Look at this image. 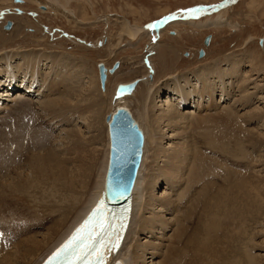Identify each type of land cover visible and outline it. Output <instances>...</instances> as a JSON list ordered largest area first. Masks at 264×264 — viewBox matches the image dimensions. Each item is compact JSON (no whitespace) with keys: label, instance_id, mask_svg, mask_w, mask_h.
I'll return each instance as SVG.
<instances>
[{"label":"rangeland","instance_id":"rangeland-1","mask_svg":"<svg viewBox=\"0 0 264 264\" xmlns=\"http://www.w3.org/2000/svg\"><path fill=\"white\" fill-rule=\"evenodd\" d=\"M53 1L54 0H24L23 3L19 4L15 3L13 0H0V53H28V51L31 50L38 51L41 49L39 51H41V53L47 57L62 55L67 58H72L73 64L71 66L63 67L62 63H60L51 74H48L51 75V79L55 81L54 83L60 82L59 84H61L60 86L55 85V92L51 94L50 98L55 99L63 92L65 93L70 91V89L73 87L72 89L74 91L78 88L77 90L79 92H75L81 97L84 95L82 98L85 97L87 91V94H89V92L96 91V97L102 99L103 101V107L101 108L104 111V115L99 120L101 125L98 124V122L97 124L99 126L95 123L98 126L97 128L94 126L90 128V116L87 114V112H84V109H82V112L81 108H79V110H72V112L67 110V113L64 111L63 114L53 117L56 120L52 123V126L55 125V122L58 123L56 124L57 126L54 128L52 134V148H50L51 144H47V149L51 151H57L58 148L60 150L63 148V146H67L72 143L71 141L67 142L66 140V138L69 140V136L72 138V135L68 134L71 133V131L67 133L69 136L65 135V133L69 130H73V132L75 131V134L79 136L78 138H80L81 141H86L89 139L88 137L92 135L94 136V134L95 136L99 134V128H101L102 125L106 123V114L114 110L113 107L116 103H112V105L109 107V102L111 100L112 93L115 91L116 84L118 82H130L138 77L139 80L144 78L149 71V68L143 62L146 57H150L148 60L150 64H152L151 66L154 68L153 76L149 77L152 79L153 83L161 81L163 82L166 78L172 79L174 76H190L192 73L198 70L197 68L201 69L205 67L206 64L209 67L215 63H219V65L222 67L226 65V58H238L245 61L241 62V70L238 72L236 80L233 83H230L232 85L228 87V90H230V95L226 101H224L225 104L220 103L218 106H214V102L212 110L208 108L207 111H203V108L199 107L195 109L194 107H190V104L178 106L176 100L174 101L172 99V103H174L172 106L175 105L173 107H176L175 110L179 112V115L187 116V119L191 117H196L200 120H203L204 118H216L220 115L224 107L233 108L230 106L232 103H235L237 107L239 106V109H237V107L235 108L238 111H233L235 112V115L237 114L236 117L238 116V123L242 124L244 129L248 128L249 131H251V128H258L256 131L252 129V133L259 134L260 132V134H262L261 140H257V146H253L251 143L249 145V139H244V143H246V145L244 144L242 148L244 151L247 150L246 154L244 153L242 155L245 156V159L243 158L244 160L240 158L241 151L239 153L240 156H233V154L226 153V155L224 152L219 151V148H215L214 145L213 148L211 146V144L214 143H212V139L207 141L205 140V135L207 136L206 133L208 131L206 130L207 127L202 125L203 129H205L203 130L202 126H195L191 119H184V121H182V118L179 119V116L176 117L175 121H172L170 124L167 123V121L162 122L161 120L158 124H155L154 127L150 120L146 121L144 119L150 124V126L152 125L151 127L154 130L145 121L144 123L138 120L139 122L144 123H140V125L145 126L148 124V126L146 125L145 127H150L151 129H149L153 132H151V136L149 135L151 139V141L149 140L150 144L148 143L149 147L143 151L142 161L145 152L146 167L143 169L141 178L139 179V195H137L139 201L138 205L135 206V209L133 207L134 220L131 223L132 226H130L131 231H128L129 235L127 234L128 236L125 239L126 243L124 242L123 245L125 246L123 247L125 252H122L128 257L133 251L136 256L135 264H162L164 259H166L167 255H170V253L171 255L179 254V256L183 257L185 255L186 258L193 259L195 254L192 252L191 247L185 246L186 243L184 242L178 243L175 240L176 236L178 235L177 230L180 228L179 224L175 223V218L176 216H181L187 212V207L189 206L188 201L191 199V196H196L206 186L202 180L198 182L187 181L188 177L186 176H188L189 172L187 170L191 169V159L196 156L195 153L200 152L205 156H211L216 164L220 166H226L232 171V175H230V173H227L226 169H222L220 173H217L219 174L220 178L215 177L212 172H209L207 176H204L203 180L210 183L208 186L210 189H222V187H224V183L226 182V178L229 175L232 178H247L253 176L251 174H254L255 177H260L261 175L264 176V162H260V160H262L260 159L261 156L264 155V123L262 124V122H259L255 117L244 120L248 113L249 115L252 113L253 109L258 108L264 112V102L262 103L261 99L262 97L264 98V0H232L228 4L227 8H222L224 11H219L223 12V17L225 20L228 19L227 21L231 24L229 26H227L228 24H223L216 27H211L210 24L207 23L209 20H213L215 15L219 13H217V8H215L214 11L216 12L208 15L204 14L200 16L199 19L191 20V22H195V24H204L205 27L203 29L190 27L186 24L180 25L178 22L177 24L171 25L163 31L161 30V32L157 33V37L155 38L153 35H142L138 36V38L136 36L135 39H129L125 35L120 40L118 39V35L121 33L120 20L127 21L130 26L134 25L136 27H146L156 23L155 21L164 17H171L172 15H175L176 18L183 17L186 15V13L181 11L183 9H191L203 5L213 6L216 3H219L221 0H71L68 9L73 12L76 19L81 21L82 24H76L72 20L65 18L61 12L54 9ZM60 4L64 6V1L61 0ZM14 6L24 10L25 13H23V15L17 13L14 9ZM106 17L108 18L106 21L107 23L101 22V20ZM7 19L12 21V26L9 30L4 29L3 27V24ZM160 21H163V19ZM16 26L20 29L18 31V35H16V37L14 36L10 38L9 34L11 33L12 28ZM171 31H174V33ZM207 35L210 36V40L206 46L203 41L204 37ZM260 38L263 39L262 45L258 43ZM98 40L102 45L99 46L97 44ZM152 44H155L157 47L154 48V50L152 49V52H150L149 48L152 47ZM200 49H203L202 55H199ZM149 52L150 54L148 55ZM114 61L120 62L119 69L114 75L108 76L106 82L107 85H105V92H103L99 87L98 73L96 68L97 63L103 62L107 67H111ZM51 63V61H47L41 66L40 73L42 78L50 70ZM77 64L80 67L82 65V67L80 68L77 66ZM76 71L78 77L75 74ZM247 77L249 81H246L245 86H239L242 83V80L244 81V79ZM49 79L50 76L48 80ZM68 79L70 80L69 82ZM78 80H81V82L84 81L85 84H83L84 82L80 83V81L78 83ZM41 83H43V81ZM73 84L75 86H73ZM192 84L196 85L199 84V82L192 81L191 89ZM81 85H83V87H81ZM89 89L94 90L91 91ZM173 91L174 90H172V92ZM0 92L3 93V90H0ZM48 92L49 89L46 87L45 92L40 95L41 100H38L37 98L35 99V101H37L35 103L38 104L42 100H45ZM169 92L167 94L160 93V98L157 97L158 105L161 104L157 110V113L161 112L162 107H169L164 103V100L166 99L164 96L169 95ZM19 93L22 94L21 92H17L13 95V97ZM174 93L175 92H173V94ZM246 93L248 96L243 98V100H240V103L235 101L240 97L242 99V94L246 95ZM74 94L73 96H75ZM77 94L75 97H77L78 102H80V96L78 95V97ZM140 94L141 91L139 88L137 92H133V99L130 98L131 100H127V103L134 106L133 108L136 106L137 109H139L137 101ZM101 95H103L104 98ZM8 97L9 96L7 95L2 96L0 100V106H2L1 104L3 102V106H5V104H7V106L12 104V101L7 102ZM214 97H217L216 94ZM195 98L191 97L189 101L193 99L191 102L194 103ZM2 99H5V101ZM75 99L76 98L74 97L73 99L71 98L72 103ZM105 101L106 103L104 104ZM80 103L84 104L82 103V100ZM130 105L129 108L132 107ZM40 106L38 105L37 107L40 108ZM133 108L130 109L132 110ZM250 108L252 109L250 110ZM200 109H202V111H199ZM139 110L141 112V109ZM139 110H137L138 114L140 113ZM7 111L8 109L3 110L0 108V117L7 114ZM132 111L134 113V110ZM190 111H196L199 115L189 113ZM137 112H135L136 114L134 113L136 115V119L138 118ZM38 113L45 115V117L50 116L46 109H43L42 106ZM203 113H207L209 116ZM244 113H246V115H242ZM82 114L84 116H82ZM79 116H81V118ZM1 119L3 118H0V122ZM176 119L179 121L177 122ZM47 122L48 121H43V124H46ZM87 122L89 123V126L87 125ZM33 124L34 123L30 121V127H33ZM189 125H191L192 128L189 127ZM197 127L199 130H197ZM100 130L102 133V128ZM202 130L204 132H202ZM203 133L204 136L201 137ZM190 143H192V145ZM84 146L87 147V144ZM7 147L8 146H5V148ZM91 147L99 150L102 148L98 142L94 143ZM27 148L28 144L26 142L25 149ZM45 149L41 150L39 153L48 151ZM187 149H189V151ZM27 150L36 153V146H30V148ZM192 151L195 153H192ZM10 155L13 157L12 159H5L6 164L11 165L6 174L8 175V172H10L11 178L18 175H27L29 173L28 161L25 162L22 170H17L12 167L14 164L19 163V161L22 160L25 155H27L26 150L19 153H10ZM229 157H231V159ZM233 157L234 159H232ZM256 160H259V163L257 162L258 164L256 163ZM220 161L222 162L220 163ZM254 161L256 164H254ZM213 166L214 165L211 164L210 168L214 170ZM252 169H254V171ZM251 170V174L248 173ZM247 174L251 176H247ZM238 175L240 176L238 177ZM2 176H0V179H2ZM139 177L140 176H138V178ZM146 182L151 183V185L146 187ZM183 190H188L189 195L187 197V201L186 197L181 201L179 200L180 197H182ZM181 191L182 193L180 194ZM202 198L203 196L200 195V199ZM202 205L203 204L200 203L198 209H201ZM11 208L14 214H17L16 216H22L26 218L33 217L31 211L27 207L22 205H13ZM0 217V221L2 222H0V225L4 226L3 231L6 230L4 233V239L7 241V243L3 242L1 249V251L4 252L11 247L10 244L12 242L9 239L11 238L9 233L13 227L9 222L10 219L7 220L9 222L8 223L5 219H3V215L0 214ZM141 218L145 221V223H147L148 226H150V228L147 227L145 230L140 231V227L137 222ZM44 225L45 222L43 221L41 226H38L39 228L37 227V230L30 233L29 235L43 229ZM185 225L188 229L187 233L183 236V240L186 242L187 235L193 234L194 225L192 221L186 222ZM255 241L258 242L259 240ZM181 247L182 249H180ZM14 250L15 249H13L12 252ZM256 252L255 255H264V248L256 249ZM189 254H191V256ZM12 255H14V253ZM130 261L132 264H134L133 260L130 259Z\"/></svg>","mask_w":264,"mask_h":264},{"label":"bare ground","instance_id":"bare-ground-1","mask_svg":"<svg viewBox=\"0 0 264 264\" xmlns=\"http://www.w3.org/2000/svg\"><path fill=\"white\" fill-rule=\"evenodd\" d=\"M63 1L64 6L60 4L61 0H54V9L61 12L65 18L72 20L74 23L82 24L81 21L76 19L73 12L68 9L71 0ZM227 1L228 4L231 2L230 0ZM225 4L226 6H224L223 9L227 8L228 6L226 2ZM213 9H215V7H209L207 9V12L214 11ZM223 9H217L216 11L218 13ZM202 15L204 14H201L200 16ZM107 19V17L103 18L101 22L107 23ZM191 20L194 19H186L183 17L169 19L167 22L157 24L154 28L138 26L136 27L134 25L130 26L127 21L120 20L119 22L121 26V33L118 35V39H122V37H124L125 35L129 39H135L136 36L138 38V36L142 35H153L155 38L157 37V33L161 32V30L163 31L169 26L175 25L178 22L180 25L186 24L190 27L202 29L205 27L204 24H195V22H191ZM227 20L224 19L223 12H219L217 15H215L213 20L211 19L207 23H209L211 27H216L223 24H228L227 26L231 25ZM19 30L20 29L17 26L12 28V31L9 34L10 38L14 36L16 37ZM262 41L263 39L261 40V42L259 40L260 45H262ZM205 45L207 46L208 44ZM156 47L157 46H155V44H152V47L149 48L150 52H152V49L154 50V48ZM39 50H31L28 51V53H0V90H3V93L0 92V100L3 95H7L9 96L8 100L6 99L7 102L12 101V104L8 106L7 104L3 106L4 102L2 101V106H0V108L3 110L8 109L7 114L0 117L3 118L0 122V176H5H2V179H0V214L4 216L3 219H5L6 221L10 219L9 222L13 227L10 233L8 232L11 235V238H9L12 242L10 244L11 247L3 252L1 251V244L4 240L2 239L0 243V251L2 252H0V264H38L40 262V259L44 257L48 252H50L55 246H57L58 243L66 236L68 231L82 218L86 211L94 204L103 189L104 173L107 165L109 150L107 123L102 125V133L100 130L101 128H99V134H97L96 136L94 134V136L92 135L88 137V140H82L83 142L80 140V138H78L79 136L75 134V131L73 132V130H69L65 133V135H72L73 140L70 136L68 137L69 140L66 138V136L65 138L67 142L71 141V144L63 146V148L60 147L61 149L59 150L58 148L57 151H51L47 149V144H51V139L53 137L52 134L54 128H56L57 126L56 124L58 123L55 122V125L52 126V123L56 120L53 117H57L59 116V114H63L64 111H66L67 113V110L69 112H72V110H79V108H81V110L84 109V112H87V114H89L90 116V128L93 126L97 128L99 126L98 124L101 125L99 120L104 115V111L101 108L103 107V101L102 99L96 97V91L89 92V94H87V91L85 97L82 98L84 95H82L81 97L75 92H79L77 90L78 88L75 89L76 87L74 88L75 91L72 89V87L70 91L65 93L63 92L55 99H51V94L55 92V85L60 86L61 84H59L60 82L54 83L55 81H53L51 79V75L48 74H51L53 70H55L56 67L59 66L60 63H62L63 67L71 66L73 64V59L67 58L62 55L47 57ZM150 52L148 53V55L150 54ZM149 58L146 57L143 60L144 64L149 68L148 74L144 78L138 80L134 90H132V92L127 96L125 95L122 97H116L115 91H112L113 93L111 92L112 95L109 102V107L112 105V103H116L113 109H115L116 106L120 105L129 107L130 104L127 103V100H131L130 98H132L133 92H137L140 88L141 94L137 101V105L138 108L141 109V112L139 109H137L136 106V111L135 108H133L134 106L130 105L132 106L130 108H133L132 110H134V113L139 110L140 113L138 114L137 112V120L141 122L150 120L153 127L161 120L162 122L167 121V123L170 124L172 121H175L176 117L180 116L179 112L175 110L176 107H173L175 105L172 106V104H174L172 103V99L174 101L176 100L178 106L190 104V107H194L195 109L201 107L203 108V111H207L208 108L212 110L214 102V106H218V104L220 103L225 104L224 101H226V99L230 95V90H228V87L232 85L230 83H233L236 80V76L241 70V62L243 61V59L238 58H226V65L222 67L219 65V63H215L214 65L209 67L206 64V66L201 69L197 68L198 70L192 73L190 76H174L172 79L166 78L163 82L161 81L153 83L152 79H150L149 77L153 76L154 68L151 66L152 64H150L148 60ZM47 61L52 62L50 70L42 78L40 68L43 63ZM103 64L106 69V78L103 88L101 87L100 82L99 87L101 91L105 92V85H107L106 82L108 76L117 73L120 62L118 67L114 71H109L110 67H107L105 63ZM77 66L79 65L77 64ZM75 74L77 75V71ZM49 76L50 79L48 80ZM42 81L43 83H41ZM69 81L70 80L68 79V82ZM79 81L80 83L84 82L78 80V83ZM192 81H197L199 82V84H192L191 89ZM246 81H249L248 77L245 78L244 81L242 80V83L239 86L244 87ZM83 84H85V82ZM9 86L16 87V90L9 89ZM73 86L75 85L73 84ZM46 87H48L49 89L48 95L45 97L46 99L42 100L38 104L35 103L37 102L35 101V99L38 98L39 100L41 98L40 95L45 92ZM81 87H83V85H81ZM172 90H174V94ZM17 92H21L23 95L19 93L18 95L16 94V96L13 97V95ZM168 92L169 95L164 96L166 97V99L164 98V103L169 107H162L161 112L157 113L158 108L161 106V104L158 105L157 103V97L160 98V93L167 94ZM73 94L75 96L76 94L77 96L79 95L80 97H78L80 98V102L82 100V103L84 104L78 102L77 97L73 96ZM215 94L217 97H214ZM72 96L76 98L74 100L75 102L73 101V103L71 101V98L73 99ZM101 96L104 98L103 95ZM247 96V93L246 95L242 94V99L240 97L235 101L237 103H240V100H243V98H246ZM191 97H196L194 99V103L191 102L193 99L189 101ZM261 99L263 103L264 98L262 97ZM2 100L5 101V99ZM105 103L106 101L104 102V104ZM38 105H41L43 109H46L47 113L50 116L45 117V115L39 114L38 111L40 110L41 106L39 108L37 107ZM230 106L233 108L224 107L220 115H216V118H202L203 120H200L196 117H191L188 119H191L194 122L193 124L195 126L201 127L202 125H205V127H207L206 130L208 131L206 133L207 136L205 135V140L207 141L212 139V143L214 142L213 144H211L212 147L214 145L215 148H219V151H222L225 154H233V156H240L239 153L241 151L240 158L245 159V156H242L244 153L246 154L247 151H244L242 148L244 144L246 145V143H244V139H249V145L251 143L254 146L259 141L258 139L261 140L262 134H260V132L259 134H253V128H251V131H249L247 127V129H244L242 127V124L238 123V116L236 117L237 114L235 115V112H233L238 111L235 109L237 105L235 103H232V105ZM238 107L237 109H239ZM251 109L252 108H250V110ZM199 111H202V109H200ZM189 113L198 114L196 111H190ZM246 113L242 115H246ZM135 114L134 116L136 117ZM203 114L207 115V113ZM82 116L84 115L82 114ZM207 116H209V114ZM79 117L81 118V116ZM253 117H255L259 122L261 121L262 124L264 123V112H262L260 109H253L252 113L250 115L248 113L244 120H248ZM181 118L182 121H184V119L188 120L187 116H180L179 119ZM30 121L34 123L32 125L33 127H30ZM43 121L48 122L46 124H43ZM88 122L87 125L89 124ZM148 124L146 125L148 126ZM140 126H142V128L144 127L143 131L145 136V151V149L149 147V142L151 141L150 136L152 135L151 132L153 131L150 130L152 128L150 124V129L145 127L144 125ZM189 127H191V125H189ZM257 129L258 128H255L253 130L256 131ZM197 130H199V128ZM203 130L202 132H204ZM70 131L71 133H68ZM80 135L82 136L81 133ZM202 136H204V133L201 135V137ZM26 142L28 144L27 149H29L30 146H36V153L25 149ZM96 142L101 145L102 148L100 150L95 149V146L91 147ZM192 143L190 144L192 145ZM86 144L87 147L84 146ZM5 146L8 147L5 148ZM50 146V148H52V144ZM43 149L48 151L39 153ZM24 150H26L27 155H25V157L20 160L19 163L14 164V166L12 167L17 170H22L25 162L28 161L29 173L27 175H18L11 178L10 172H8V175L6 174L11 165L6 164L5 159L9 160L13 158L10 153H19L23 152ZM187 150L189 151V149ZM192 153L195 152L192 151ZM195 154L196 156L191 159L192 161L190 160L191 169L187 170L189 172L188 176H186L188 177V179H186L188 182H198L202 180L206 186L200 192L198 191L199 193L195 192L198 193L196 196L191 194L192 196L188 201L189 206L187 207V212L181 216H176L175 218V223H178L180 227L177 230L178 235L176 236L175 240L178 243L184 242L186 243L185 246L191 247L192 252L195 254V257L192 259L186 258L185 255L183 257L179 256V254L171 255L170 253L171 256L167 255L162 264H264V255H255L256 249L264 248V176L261 175L260 177H255L254 174H251L252 170L254 171V169H252L248 173L253 176L247 174V176L251 177L246 178L243 175L245 178H232L230 177V175H232V171L230 168L216 164L211 156H205L200 152H197ZM229 158L231 159V157ZM145 159L146 157L144 152L143 161L140 164L138 175L131 194L132 202H134V209L135 206L138 205L139 201L137 196L139 195V179L141 178L143 169H145L146 167ZM232 159H234V157ZM260 159H262L260 160V162H264V155L261 156ZM258 161L256 160V163ZM221 162L222 161H220V163ZM256 163L254 161V164ZM211 164L214 165V170L210 168ZM222 169H226L227 173H230V175L226 178V184L224 183V187H222V189H210V187H208L210 183L204 181L203 177L207 176L209 172H212L215 177H219V174L217 173H220ZM234 174L237 175L236 173ZM138 176L140 177L138 178ZM239 176L240 175H238V177ZM146 183V187L148 185H151V183L149 182ZM181 193L182 191L180 192V194ZM188 195V190H183L182 197H180L179 200L181 201L186 197L187 201ZM200 195L203 196L202 199H200ZM200 203L203 205L201 209H198ZM13 205H22L24 207H27L31 211L33 217L26 218L22 216H16L17 214H14L11 208L13 207ZM131 217L132 223L134 220L133 213ZM43 221L45 222L43 229L29 235L30 233L37 230L36 228L38 226L40 227ZM188 221H192L194 229L193 234L187 235V240L185 242L183 240V236L187 233L188 228L185 224ZM137 224H139L140 231L145 230L147 227L150 228V226H148L142 218L138 220ZM130 226L132 225L129 224L125 238L129 235L128 231H131ZM0 230H2L1 227ZM5 231L6 230H4V232ZM255 240L259 241L256 242ZM123 245L119 250V254L123 255L126 258L127 264H132L130 259L133 260L135 264V253H133V251H130L131 253L127 257L122 252L124 251L123 247H125ZM13 249L15 250L12 252ZM180 249H182V247ZM13 253L14 255H12ZM189 255L191 256V254Z\"/></svg>","mask_w":264,"mask_h":264},{"label":"water","instance_id":"water-1","mask_svg":"<svg viewBox=\"0 0 264 264\" xmlns=\"http://www.w3.org/2000/svg\"><path fill=\"white\" fill-rule=\"evenodd\" d=\"M231 1V0H230ZM229 1V2H230ZM227 0H223L213 7L219 9L223 7ZM215 10V9H213ZM11 21H8L5 28H9ZM210 36L204 38V43L209 42ZM261 42V38L259 39ZM203 54V50L199 51V55ZM119 65V61H115L109 71H114ZM99 82L103 88L106 69L102 62L97 63ZM138 79H134L129 83L119 84L116 89V96L119 97L126 93H131ZM109 132V157L108 169L105 175V191L116 198L123 199L132 187L136 169L141 156L142 134L138 128L131 113L123 107H118L112 115L106 116ZM131 136L132 139L122 141L123 136Z\"/></svg>","mask_w":264,"mask_h":264},{"label":"snow or ice","instance_id":"snow-or-ice-1","mask_svg":"<svg viewBox=\"0 0 264 264\" xmlns=\"http://www.w3.org/2000/svg\"><path fill=\"white\" fill-rule=\"evenodd\" d=\"M209 7L213 6H197L181 11L187 14L184 17L186 19H199ZM175 18V15L165 17L163 21L146 27L154 28L157 24ZM94 212L97 216L96 225L90 230L77 229L76 233L53 253L47 264H107V254L119 247L120 232L113 222L105 218L102 202L98 203ZM123 227L124 224L120 223L119 229L122 230ZM2 236L3 233H0V237ZM112 237H115V240Z\"/></svg>","mask_w":264,"mask_h":264}]
</instances>
